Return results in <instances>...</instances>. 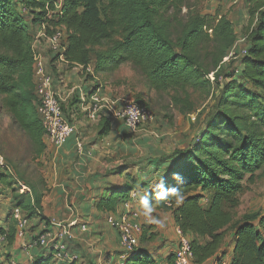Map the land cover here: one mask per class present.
<instances>
[{"label":"trees","instance_id":"obj_1","mask_svg":"<svg viewBox=\"0 0 264 264\" xmlns=\"http://www.w3.org/2000/svg\"><path fill=\"white\" fill-rule=\"evenodd\" d=\"M244 1L251 26L238 44L225 14H200L189 0H60L59 8L58 0H0V97L36 154L47 147L32 78L31 42L42 24L47 34L64 29L63 56L69 63L110 73L130 62L149 89L174 92L171 101L181 114L195 111L189 88L214 97L193 140L149 161L164 166L155 181L125 174L123 185L95 205L113 212L132 191H141L140 202L169 211L184 234H193L196 264L224 253L229 237L228 264H264V212H247L238 220L233 213L243 182L252 181L257 172L264 177V0ZM48 56L50 62L56 59L52 52ZM74 102L68 103L67 114L63 111L69 121ZM135 102L149 108L138 98ZM99 115L105 133L109 118ZM5 175L0 173L1 183ZM27 186L30 194L13 190V207L29 219L37 217L42 195ZM14 233V226L0 227L6 243L13 242ZM155 237L141 232L139 246L124 264H158L146 247ZM46 253L32 264H42L51 251Z\"/></svg>","mask_w":264,"mask_h":264},{"label":"crops","instance_id":"obj_2","mask_svg":"<svg viewBox=\"0 0 264 264\" xmlns=\"http://www.w3.org/2000/svg\"><path fill=\"white\" fill-rule=\"evenodd\" d=\"M45 54L46 65L53 78V88L61 99L64 113L67 114L68 103L75 100L69 114L74 132L59 148L50 145L43 137L49 149L52 170L48 169L45 173L42 186L31 185L33 192L42 195L38 210L40 214L29 218L24 239L14 236L12 243H0V264H32L36 258L47 257L46 252L49 249L33 247L25 252L23 244L44 230L54 229L47 222L46 218L49 217H54L65 224L71 223V235L67 239V248L78 258L68 263L50 255L41 261L42 264H118L119 261H124L126 256L119 244L116 230L107 222L109 214L115 217L128 214L129 218L133 217L139 222L142 232L156 234L155 239L146 244V247L153 251L158 264H166L171 259L167 260V256L172 257L179 239L175 232L177 226L169 211L158 210L154 205L148 206L140 202L141 191H138L136 198H129L118 203L113 212L97 210L95 205L101 198L109 196L111 189L120 188L123 185L125 174L130 173L128 171L132 165L136 168V172L132 174L136 178L149 176L155 181L164 166L159 168L149 164V161L161 154H169L175 148L183 147L193 140L194 134L189 137V140L178 142L173 139V144L164 147L159 140L153 139V136L147 137L148 134H142L145 128L137 134H131L122 119L109 117V127L103 133L100 128V115L95 119L89 118L76 102L79 90L81 88L87 90L86 88L89 87L86 80L89 76H86L84 68L86 64L58 63L56 60L50 62L51 56H48V51ZM93 73L101 86V94L111 97L106 90V81L102 84L99 80L101 73L94 71ZM138 134L141 135L137 137L142 139L135 142L133 135ZM134 144L140 145L142 149L141 156L138 158H131L135 152L139 151V148H133L136 147ZM124 155L131 156L123 157ZM129 158L134 161L132 165L122 162L124 160L127 162ZM5 160L7 162V159ZM9 175L14 177L12 169ZM3 182L5 177H2V184ZM21 185L26 188L22 192L19 189L18 192L30 194L29 187L24 183ZM12 207L13 191L3 184L0 194V227L4 230L15 227L11 217ZM133 214L135 215L132 216ZM40 215L45 219H41ZM81 225H85L86 229L81 230ZM185 235L190 240L194 237L191 233H185ZM222 250L224 253L219 252L216 257L228 264L232 253L230 237L227 238Z\"/></svg>","mask_w":264,"mask_h":264},{"label":"built area","instance_id":"obj_3","mask_svg":"<svg viewBox=\"0 0 264 264\" xmlns=\"http://www.w3.org/2000/svg\"><path fill=\"white\" fill-rule=\"evenodd\" d=\"M244 1V0H237ZM56 8L60 7V0L55 4ZM243 38H239L237 42H242ZM32 78L34 82V94L37 99L36 111L40 122L44 129V137L47 142L56 147H61L66 139L74 132L73 124L65 117L61 99L53 88V78L47 68V57L45 52L49 51L56 55L58 63H68L64 58L65 50V31L57 29L52 34L45 32V25H40L32 38ZM244 52V51H242ZM85 74L89 76L88 86L89 92L81 88L77 95V103L79 108L84 111L91 119H95L99 114H104L110 119H122L128 131L131 134H137L148 124H152L155 116L151 109L142 106L134 100H120L112 97L103 96L101 94V86L98 84L96 76L93 73L91 64H86ZM4 171L11 174V169L0 153V173ZM20 190H25V186L20 184ZM3 185L0 180V194ZM137 192L132 191L130 198H136ZM37 214H40L37 210ZM133 214L132 216H134ZM11 217L15 223L14 236L18 239H24L28 226V218L19 207H12ZM47 222L54 227L52 230H44L36 237L30 238L23 244V250L27 252L30 248L40 247L49 249L51 255L65 262H74L78 256L69 252L67 248V239L70 237L71 223H63L54 217L47 218ZM107 222L118 235V241L125 256L136 250L139 246V237L141 235V225L133 217L129 218L128 214L115 217L113 214L107 216ZM81 230H85L86 226L81 225ZM175 232L179 239L177 246L172 253L171 259L166 264H196L194 262V254L191 246V240L182 232L179 227L175 228ZM6 240L5 234H0V243ZM118 264H124L121 260ZM204 264H225L221 259L215 257L206 261Z\"/></svg>","mask_w":264,"mask_h":264},{"label":"rangeland","instance_id":"obj_4","mask_svg":"<svg viewBox=\"0 0 264 264\" xmlns=\"http://www.w3.org/2000/svg\"><path fill=\"white\" fill-rule=\"evenodd\" d=\"M189 2L200 14H225L232 22L237 38H242L251 26L249 7L245 1L189 0ZM185 12L186 9L183 8L181 14H185ZM208 78L212 80L211 73ZM99 80L102 84L106 81V90L112 98L134 101L138 98L146 103L153 112L155 120L145 127L142 134H148L147 137L153 136L152 138L159 140L164 147L173 144V139L178 142L189 140V137L197 130L198 123L206 117L214 104V97L210 94L207 95L204 91L189 88L190 100L194 103L195 111L181 114L171 101L174 92H159L149 89L145 85L142 75L130 62L121 64L110 73L99 74ZM214 91L216 92V90ZM139 135L141 134L133 135L135 142L142 139V137H137ZM135 146L133 148H139V151L132 156L128 155L131 158L141 156L140 145ZM34 148L27 136L13 123L9 112L3 107L0 97V153L7 159L14 176L5 175L3 184L12 191L21 188L19 183H24L26 186V183H29L33 187L42 186L45 173L48 169L52 170L48 146L41 154H36ZM130 160L129 158L127 162L126 160L122 162L132 165L134 161ZM135 169L132 165L128 171L129 174H134ZM256 174L252 181L245 180L243 182V191L239 194L240 203L233 210L234 220L240 219L247 212H264V177L259 172ZM230 232L228 229L227 234Z\"/></svg>","mask_w":264,"mask_h":264}]
</instances>
